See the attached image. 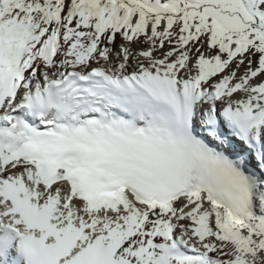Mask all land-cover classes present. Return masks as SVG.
Returning <instances> with one entry per match:
<instances>
[{
    "label": "snow or ice",
    "instance_id": "obj_1",
    "mask_svg": "<svg viewBox=\"0 0 264 264\" xmlns=\"http://www.w3.org/2000/svg\"><path fill=\"white\" fill-rule=\"evenodd\" d=\"M0 264H264V0H0Z\"/></svg>",
    "mask_w": 264,
    "mask_h": 264
}]
</instances>
